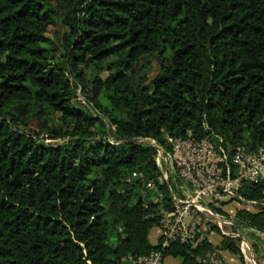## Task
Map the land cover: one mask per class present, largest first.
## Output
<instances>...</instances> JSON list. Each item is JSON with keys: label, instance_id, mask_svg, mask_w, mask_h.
<instances>
[{"label": "trees", "instance_id": "trees-1", "mask_svg": "<svg viewBox=\"0 0 264 264\" xmlns=\"http://www.w3.org/2000/svg\"><path fill=\"white\" fill-rule=\"evenodd\" d=\"M65 3L61 15L50 0H0V264H136L158 250L148 238L158 224L127 179L159 171L135 139L264 145V0ZM57 22L60 45L47 36ZM263 192L244 183L239 196ZM232 212L256 255L264 211ZM209 239L171 244L164 258L202 264L210 252L226 264L224 252L244 264L236 241Z\"/></svg>", "mask_w": 264, "mask_h": 264}, {"label": "built area", "instance_id": "built-area-1", "mask_svg": "<svg viewBox=\"0 0 264 264\" xmlns=\"http://www.w3.org/2000/svg\"><path fill=\"white\" fill-rule=\"evenodd\" d=\"M135 141L154 149L159 175L154 181L146 179L142 172H133L127 181L140 185L139 201L149 211L147 218L157 221L160 232L158 250L135 263L164 264V252L171 244L198 250L210 242L215 232L237 242L244 264H257L253 242L235 224V209L226 213L224 207L236 197L248 204L243 209L264 211V198L246 201L239 196L244 183H264V145L247 151L244 146L225 143L224 138L213 133L196 141L189 132L185 137L165 134L163 144L149 138ZM206 258L198 257V262L223 264L214 253L207 252Z\"/></svg>", "mask_w": 264, "mask_h": 264}, {"label": "rangeland", "instance_id": "rangeland-1", "mask_svg": "<svg viewBox=\"0 0 264 264\" xmlns=\"http://www.w3.org/2000/svg\"><path fill=\"white\" fill-rule=\"evenodd\" d=\"M50 2L52 4V7L56 8L58 10L59 14H61V15L63 13H66V12L69 11V7L65 3V0H50ZM66 33H67V29L65 28V26L62 25L60 22H57L56 25L49 27L47 36H48V38H50L54 42L55 45H60L62 43V41H63V36ZM151 66H152L151 71H149L148 73H145L147 75V78L148 79H151L155 75L156 69H157L156 64H153L152 63ZM139 70L140 69L136 70L135 77L138 76ZM141 75H143L142 72H140V76ZM104 77H105V73H102L101 74V78H104ZM85 78L87 80L88 76L86 75ZM77 99H78V101H81V102L83 101L82 100L83 97L80 95V91L77 92ZM51 117L53 118V120L48 123V126H50L49 128L56 127V124H57V120L55 119V117H53V116H51ZM100 118H102V116H100ZM42 123H43L42 121H39L37 119H32L31 124H30L29 127L35 129L37 132H39V134L42 135V137L45 138L49 134H48V130H44V129L41 130L40 125ZM106 129L108 130L109 135H111L113 129H112V127H110V125L108 123H106ZM108 140L109 141H112V138H108ZM50 142H52V141H50ZM225 206L226 207H224V212L227 213V212H231L234 209H243V208L247 207L248 204L245 203V202H242V201L238 200L236 197H233V198H230V200L228 202H226ZM249 210H251V208H249ZM152 231H153V229L151 230V232ZM246 235L248 236V234H246ZM210 237H211V241L214 244H216L219 241V236L215 232ZM256 237L258 238V234H256ZM249 240L251 242H254L253 239H250L249 238ZM258 241H259V239L256 240V242H257V249H256V255L255 256H256V261H258V262L261 263V262H263V257L261 255L262 254L261 251L264 252V246L262 245V247H261V245H260L261 243L259 242L260 243L259 244ZM258 245H260V248H261V251L260 252H259Z\"/></svg>", "mask_w": 264, "mask_h": 264}, {"label": "crops", "instance_id": "crops-1", "mask_svg": "<svg viewBox=\"0 0 264 264\" xmlns=\"http://www.w3.org/2000/svg\"><path fill=\"white\" fill-rule=\"evenodd\" d=\"M148 238H149V241L153 244V245H156L158 242H159V238H160V232H159V229L158 228H153V231L149 233L148 235ZM258 243L261 245L264 246V235L261 234V236H258ZM260 245H258L259 247V252L261 251V248H260ZM261 255L263 257V262H258L257 261V264H264V252L261 251ZM223 254V257L226 261V264H238V260L236 258V256L234 255H230V254H227V253H222ZM164 264H180V260L177 259V258H173V257H166L164 259Z\"/></svg>", "mask_w": 264, "mask_h": 264}]
</instances>
